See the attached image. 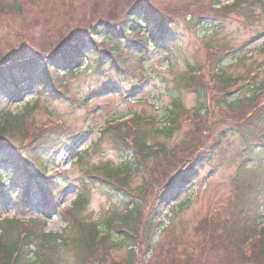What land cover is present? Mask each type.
<instances>
[{
    "label": "rangeland",
    "instance_id": "1",
    "mask_svg": "<svg viewBox=\"0 0 264 264\" xmlns=\"http://www.w3.org/2000/svg\"><path fill=\"white\" fill-rule=\"evenodd\" d=\"M136 1L139 2L0 0V66L11 63V56L19 58L31 56L35 51H48L79 35L85 36L83 32L92 37L101 50L116 49L124 64L118 72L108 65H100L95 71L82 59L83 71L64 76L63 71L58 73L63 77L62 92L50 95L46 92L37 98L33 90L11 103L0 93V110L8 106L14 114L26 111L24 124L31 131L35 126H47L73 136L62 139L56 148L47 149L42 156H33L31 147L25 146L22 150L23 157L27 155L30 174L55 190V193L49 190L53 198L49 205L54 209L41 207L35 193L30 202L28 199L20 201L29 175L22 165L25 159H21L19 153V161L0 162L2 177L9 180L8 193L0 203V225L7 218L26 221L13 228L9 238L31 231L34 240L43 231L61 233L64 229H67L64 236H70L66 213L86 186V204L78 213L102 229L107 228L103 225L110 219L111 227L107 230L113 245L104 250L95 249L94 255L88 249L77 253L72 247H62L60 264H264V259L248 260L246 251L237 250V254L229 241L242 243L246 234L243 232L249 234V226L257 224V230L264 229V149H257L261 158L245 168L242 165L249 161H244L245 145L238 133V129L252 126L255 114L248 111L254 108L250 104L243 107L218 103L220 99L236 101L237 97L250 93H241L239 89L253 80L264 85V0H246V4L256 6L259 17L254 23L248 16L236 12L226 17L219 15L216 20L204 17L202 23L194 20L199 15L192 10L208 16L207 13L218 6H213L215 0H141L159 12L164 20L161 29L166 33L156 50L149 48L145 59L134 56L132 48L122 43L116 46L101 29L92 30L98 18L118 22ZM148 32L149 29H145L140 35L145 37ZM139 63L144 64L149 74L140 88L133 86L140 80L138 71L143 67ZM77 65L71 67L75 70ZM188 66L200 70L197 77L201 78L203 87L199 89L205 93L201 104L197 103L198 93H195L199 84L188 82ZM221 78L230 82L217 89L215 81H222ZM107 85L112 86L108 91ZM176 99L179 103L173 107L175 113L170 114L174 118L172 133L156 131L171 123L172 119L165 114ZM199 107L206 109L199 110ZM104 126L107 127L102 129ZM221 130L227 132L226 137L219 135ZM122 132L128 135L124 142ZM133 135L149 147L139 152L131 143ZM78 136L84 137L75 145ZM187 149L185 165L203 157L202 154H210L214 159L204 164L175 202L163 205L161 226L146 233L144 225L134 220L131 227L122 223L116 225L121 219L112 213L122 214L125 204L104 194L102 183L96 182L95 176L112 182L123 175L119 166L137 163L141 170L131 174L128 189L134 199L140 184L150 183L146 195L148 206L143 211L146 214L156 191L181 165V158L168 162L166 156L173 157L175 150L183 153ZM78 152L80 158L76 161ZM144 174L148 179L143 181ZM45 175L50 177L44 178ZM217 222L219 226L223 222L231 223L228 230L235 224L233 233L229 234L226 227L218 228ZM118 230L127 231L130 240L124 242ZM28 240L37 243L30 237ZM40 248L32 246L33 253L27 256L35 258ZM98 251H103V255L98 256ZM46 254L53 264L56 254L52 250ZM27 259L20 264H28Z\"/></svg>",
    "mask_w": 264,
    "mask_h": 264
},
{
    "label": "trees",
    "instance_id": "2",
    "mask_svg": "<svg viewBox=\"0 0 264 264\" xmlns=\"http://www.w3.org/2000/svg\"><path fill=\"white\" fill-rule=\"evenodd\" d=\"M134 1L135 0H133V2ZM215 8L212 9V12L207 13L208 16H202L206 15V13L202 14L197 10H192L194 13H196V15H199V17H194V20L202 23L204 17L209 18V20H216L219 18V15L226 17L233 12H236L241 16H248V19H250L252 23H254L259 17L255 10L256 6L246 4V0H237L233 4L222 5L221 8ZM164 16H166L165 12ZM117 21L118 22L116 23H111L106 20L104 21L102 18H98L95 21V25L92 26V30L94 29V31H96L97 29H101L100 32L110 36L112 38V43H114L116 46H120L121 43L126 47L135 46L137 51L141 54H144V49H149L150 45L156 47L158 40L160 41L162 38L163 30L161 29V25L164 23V20H162L161 15L156 11V9H154L149 4H146L144 1L139 0V2L136 1L135 4L131 3L126 9L125 15H122V17ZM100 24L103 25L100 26ZM145 29H149L151 33L145 37H142L140 34ZM81 34L86 35L83 37H81L82 35H76L77 38H74L73 41L65 42L63 45L48 51H40V53L35 51L31 56L21 55L19 58H13V56H11V63L0 66V93L2 92L8 101L18 99L23 95L24 92L31 91L33 89L37 90L39 95H44L46 92H48V95L52 92L59 93L58 89H62L61 85L63 78L58 76V71L60 69H65V73L72 74H75V72H81V68L83 66L81 65L80 60L84 58L88 60V63L91 67H94L95 71H97V68L100 65H108L109 68L115 72H118L121 69L120 66L123 67V62L120 60L119 56L120 53L118 54L116 49L106 48L101 50L99 45L94 42L92 37L87 35L85 32ZM130 34H133V36H130ZM53 43L56 42L53 41ZM136 56L139 57L141 55ZM75 64H78L77 69L73 70L71 65ZM196 69L197 67L195 66H188L187 71L191 73L188 78V82L190 84L192 83L193 85L196 81V83L199 84L198 90H195V93H198L197 103L201 104L203 102L202 99L205 96V93H203L204 90L201 92V89H199L203 87V85L201 78L196 76ZM133 75H135V72H133ZM221 76L223 75L221 74ZM221 79L222 81H215L214 86H217V89H220L223 87V85H226L230 82V79ZM243 88L250 93L237 97L236 101L220 99L218 103H228L230 106L233 104H240L243 107L250 104L249 106L254 108L252 111H248L249 113L255 114L254 122L251 124L252 126L246 130L238 129V133L242 135L245 145L244 161H249L247 164L242 166L247 168V165L257 162L261 158L262 155L259 153V150L264 149V95L262 94L264 91V85H262L261 82L253 80L250 85H247ZM242 93L247 92L245 91ZM219 97H221V95ZM178 103L179 102L176 99V101L173 102V105L168 109L169 113L167 116L172 119L171 123L164 124V127L156 128V131H161L168 134L172 133L170 129L171 127H174V118H172L170 114H172V112L175 113L173 111V107L177 106ZM28 108L26 107L27 111ZM198 109L205 110L206 108L204 109V107H199ZM26 115V111H24L23 114L6 112L0 118L1 162H12L14 160L19 161L18 152L22 151L25 146L31 147L32 153L36 154L39 151H47V149L57 147L59 144L58 140L61 137L69 136V134H66L64 131L49 128L47 126L44 128L35 126L32 127L33 131H31V128L24 124ZM123 132L121 135L124 134L122 137L124 142V139L128 137V135H125ZM226 133L227 132L221 130L219 135L226 137ZM133 137L134 139L131 143L139 149V152H142L143 148L149 147L146 143H142L141 139H136L134 135ZM257 149H259L258 152ZM158 155L160 157V153H158ZM188 155L189 149L183 153H177V150H175V155L173 154V157H171V154L166 156L165 159H168V162H173L177 158H181L182 162L181 165L176 168V171L169 175L165 185L159 188L154 194L152 205L149 206V209L146 212L147 215L143 211L145 210V206H148L146 195L148 193L147 187L150 185V183L144 182L140 184V186L137 188L138 191L134 192L137 194V198L134 199L130 197L133 192L128 189L127 181L132 174V172H129L128 170L130 167L135 165L133 172L138 173L141 170V167L137 163H126L123 167H118L119 170L125 169V172L123 177L118 176L112 182L109 180H104L102 177H96L97 180L95 181H98V183L100 181L102 183L101 189L104 194H107L111 199H118L119 202L125 204V208L127 210L129 209L128 211L126 210L124 212L123 216L119 213V211H114L112 215L120 216L122 224L126 227H131V221L134 220L135 223L140 222L144 225V230L146 233L148 231L152 232L155 230L159 225L158 220L163 214V205L173 202L182 193H184L187 187L194 181V178L198 175L204 164L211 162L214 159V157L210 154H202L203 157H197V159H194L189 165H185L186 162H184V157ZM138 157L141 158L142 155H138ZM145 157L148 156L145 155ZM139 163L143 166L141 162ZM145 179H148L146 174L143 176V181ZM6 183L7 181L3 179L2 175H0V203L6 197V192L8 189L6 187ZM84 187L85 190L80 192L79 196L72 205L73 207L66 213L68 217L67 227L69 229L70 236H64L66 233L65 230H67L64 229L61 231V233L52 231H43L41 233V231H39L37 234L39 235L41 233V235L37 236L36 244L28 240L29 236L32 235L31 231L25 233L22 238H20V234H18L16 238H12L11 236L9 238L8 235H11V232L20 225V221L19 219H17V221L9 218L5 219L7 225L5 234L7 236L0 238V264H20L25 262L26 258H28V264H52V261L45 257V255H47V251L49 250H52V252L56 254L55 256L57 259H54L53 264H60V261H62L60 258L62 247H72L77 253H83L88 249L91 255H94L96 251L95 249L104 250L111 247L113 245V239L110 233H108L106 237H97L96 233L100 232L101 226L95 222L91 223L87 220H84V218L78 213L86 204V199L88 196V189L86 186ZM31 189L42 190V188L35 184L32 185ZM258 190H260V188ZM38 198L41 206L46 208L49 200L43 198L41 194H39ZM48 199L52 200V197L49 196ZM20 200L23 201L24 198L22 197ZM144 214L146 216H144ZM110 223L111 221L108 219L104 226H106L108 229V227H110ZM216 224L218 228L220 226L226 227V230L229 234H232L235 228L234 224L232 230H228L231 226V223L228 222L220 223V226L218 225V222ZM256 225L257 224L248 227L250 230L249 234L247 232H243L246 234L243 235L245 236V239L242 243H237L231 239L229 240L235 250L234 252L237 254V250L242 252L246 251L249 253L248 260L264 259V229L257 230ZM118 231L121 233L122 240L124 242L130 240L131 237L128 235L127 231ZM73 232H76V235H73ZM33 245L36 249L42 247L40 248L42 251L40 250L36 254L35 258H29L28 256L32 251L31 246ZM97 254L98 256L103 255V251H98ZM77 256L78 255L75 254V257Z\"/></svg>",
    "mask_w": 264,
    "mask_h": 264
}]
</instances>
